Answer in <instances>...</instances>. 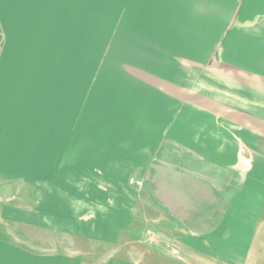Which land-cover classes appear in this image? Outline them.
Segmentation results:
<instances>
[{
	"label": "crops",
	"instance_id": "obj_1",
	"mask_svg": "<svg viewBox=\"0 0 264 264\" xmlns=\"http://www.w3.org/2000/svg\"><path fill=\"white\" fill-rule=\"evenodd\" d=\"M263 172L264 0H0V264L241 259Z\"/></svg>",
	"mask_w": 264,
	"mask_h": 264
},
{
	"label": "rangeland",
	"instance_id": "obj_2",
	"mask_svg": "<svg viewBox=\"0 0 264 264\" xmlns=\"http://www.w3.org/2000/svg\"><path fill=\"white\" fill-rule=\"evenodd\" d=\"M261 176H264V172L261 174ZM262 184L264 185V179L262 180ZM5 198V197H4ZM264 229V228H263ZM22 229H19V231ZM21 233V232H20ZM264 233V232H263ZM31 234L32 236H28V242H30V244L32 246H36V247H40L42 245L41 243V239H45L43 238L44 236H42L41 238L37 239L35 237H33V232L28 233V235ZM158 236L153 232H148V238L150 241L152 242H157ZM225 238V237H223ZM228 238H225V240ZM42 240V241H43ZM85 244V243H84ZM84 244L82 243H76L74 244V246H84ZM160 245H162L160 243ZM64 248H69V243L68 242H64V244L62 245ZM223 246V252L226 254L227 251H231V248L234 247L231 244H224ZM173 248L170 249V251L173 253V255L175 257H178L179 260L182 261V255H183V249H178V247L176 246H172ZM248 251L242 252V253H236V255H240L241 259H232V260H227V259H221V260H207V261H200L201 264H264V237L260 238L259 240H257V238H255V241L250 243V245H248ZM210 250V249H209ZM231 254H235V253H231ZM193 264V263H192ZM197 264V263H196Z\"/></svg>",
	"mask_w": 264,
	"mask_h": 264
}]
</instances>
